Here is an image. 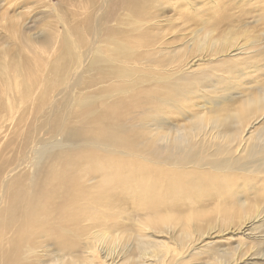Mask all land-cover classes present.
<instances>
[{
    "label": "rangeland",
    "instance_id": "rangeland-1",
    "mask_svg": "<svg viewBox=\"0 0 264 264\" xmlns=\"http://www.w3.org/2000/svg\"><path fill=\"white\" fill-rule=\"evenodd\" d=\"M97 25L94 47L102 53L90 52L83 84L74 85L72 76L84 65H77L76 45L98 39ZM40 97L43 107L32 110ZM86 99L95 104L82 107ZM188 99L190 108L176 112ZM252 102L258 104L248 110ZM116 124L120 137L113 135ZM58 138L73 150L70 162L36 167L35 147ZM176 143L212 158L236 144L237 158L258 150L256 165L264 162V0H0V261L35 264L19 257L23 250L13 252V223H4L9 196L32 185L39 208L58 209L50 218L59 220L45 228L34 222L20 234L36 240V256L45 254L46 261L81 264L79 235L66 223L79 206L60 209L59 189L101 192L105 168L116 167L112 192L98 198L112 206L109 219L94 193L103 213L88 211L94 225L87 236L108 264H134L135 235L146 214L179 219L153 231L179 249L180 259L168 264H264L260 180L229 197L202 179L169 200L178 203L173 209L155 199L159 187L171 188L168 194L182 185L160 154ZM240 208L248 218L259 215L253 226H238L245 218ZM225 210L228 215L219 213ZM78 220L91 225L83 215Z\"/></svg>",
    "mask_w": 264,
    "mask_h": 264
},
{
    "label": "bare ground",
    "instance_id": "bare-ground-1",
    "mask_svg": "<svg viewBox=\"0 0 264 264\" xmlns=\"http://www.w3.org/2000/svg\"><path fill=\"white\" fill-rule=\"evenodd\" d=\"M100 25L96 27V36L98 39H94L95 41L87 45H76V58H77V65L84 62L82 69H78V73L75 76H72V80L75 81L74 85L80 86L83 84L81 76L83 75L84 69L87 67L88 64V56L90 52H93L97 49V52L102 53L100 49V45L98 48H95V42L99 43V33L98 28ZM94 38V37H93ZM92 43V47H91ZM46 52V50H44ZM63 88L58 89L57 92L62 91ZM42 95V94H41ZM187 97V96H186ZM74 100L76 97L73 95ZM74 100L72 102H74ZM189 100V99H188ZM43 99L40 97L39 102L35 103L32 106V110L37 107L42 106ZM95 104L92 99H86L82 101V107H91ZM253 104H258L256 102L250 103L248 110H253L255 106ZM192 105V101H184L181 105L176 106V112H181L182 108H190ZM80 106V105H79ZM162 105L158 106L156 109H163L161 108ZM180 106V108H179ZM162 107H165L164 105ZM168 107V106H166ZM166 112L161 113L160 116L166 115ZM156 120V119H155ZM120 126L114 125L113 126V135L115 137H120ZM241 143L243 142L240 140ZM240 141L236 144H240ZM236 144L229 146L226 149V152H220L217 158L202 156L200 151L194 146L189 145L186 143H176L175 145L171 146L168 149H165L160 154L163 157H166L167 165L171 164L174 166L175 172L182 177V185L177 186L176 190H173L167 194V192L171 189L168 187H159L155 199L159 202H162L163 206L168 209H173L178 206L176 201H169L170 199H176L181 189L185 190H193L195 187H199L202 184V179L205 181H210L212 183V188L219 192L220 194L234 197L236 195L242 194L243 190L246 188L255 189V184L257 180L261 181V186L264 187V162L261 163L259 166L256 165L260 159H258V155L254 154L259 152L258 150H251L250 154L243 158H237L236 153L237 150ZM243 146V145H242ZM242 148V147H241ZM240 148V149H241ZM36 153L34 156L36 157V167H43L50 162H53L50 166L52 168L55 164L58 163H65L70 162L69 158L67 157L68 153L73 152L71 148L66 145L62 139L58 138L52 142H49L45 145L35 147ZM243 150V149H242ZM240 152V151H239ZM245 153V152H244ZM246 159V160H245ZM251 160V161H250ZM16 171L13 170L12 173ZM77 171L74 170H65V174L74 175L77 174ZM120 177V172L116 171V167L112 168H105V176L102 181L101 185V192L98 191L99 188L96 187L93 191H82L79 194H76L71 190L69 185H64L62 188L59 189L61 191L62 196L64 197V201L61 204L64 206L60 209L66 212H72L74 208L79 206L80 213H77L76 218L68 219L66 221L67 224L70 225V228L74 230L78 238V242L76 245L77 254L82 256L83 260L81 264H108L107 255H105V251H99L94 246V241L87 236L88 229L94 225L93 221L88 216V211L90 209H95L97 204L92 198V194L96 195V198H102L108 193L112 192V186L109 183L114 179ZM8 180H6L7 183ZM204 181V182H205ZM241 181L242 183H238ZM185 185V186H184ZM111 189H106V188ZM175 188V187H174ZM6 189V186H5ZM37 187L29 185V188H22L20 190L14 191L8 198V209H9V220L6 222H12L13 226V233L11 236V243L13 244L14 249L13 252L16 253L18 249L23 250L22 254H19V257L25 256L26 260H30L35 264H57L58 257H56L53 261H46L43 259L44 255H37V251L34 248V244L36 240L30 237L29 240H26V237L23 234V230L27 232L30 226L36 222V224L40 223L41 227H50L53 225L54 222H58L57 219L54 221L50 218L51 215L56 216L59 213L58 209H55L51 206H44L39 208L40 197L37 198L36 193ZM82 194V195H81ZM81 195V196H78ZM104 210L106 211V221L109 219L110 215L112 214V206L107 202H101ZM0 199V205L3 203ZM228 205H232V203L228 202ZM203 206H200V211ZM98 212H102V209L96 208ZM234 210V209H233ZM259 210V207H258ZM210 211V210H208ZM224 212L228 213V210L220 211L219 213ZM83 215L84 219L89 222L91 225H83L78 218ZM238 215H245V218L241 220L239 223V227L246 225V226H253L255 221L259 219V215L257 214L255 217L248 218L250 215L246 209H238ZM188 220H199L198 216H184ZM251 222V220H254ZM57 220V221H56ZM178 220L175 216H171L166 214L164 216H152L150 214H146V219L143 222V225L139 223V230L135 235V239L137 240V250L139 252V257H134V264H168L171 262H177L178 256L180 255L179 249L175 246V243H172V246L176 248H171L169 243H167L168 239H160L156 238L153 235V231L160 229V228H169L176 224H178ZM259 222H261L259 220ZM103 223V222H101ZM38 226V225H37ZM7 227V226H5ZM246 229L243 228L241 233ZM105 230V227H104ZM225 231V230H224ZM12 232V231H11ZM245 234V232H243ZM109 232L106 231V234L103 236L105 239L109 237ZM172 239V238H171ZM11 249V250H12ZM45 250V249H44ZM75 252V251H74ZM49 252H47L48 254ZM76 253V252H75ZM46 254V255H47ZM124 255V256H123ZM128 254H122V257H127ZM0 264H6L5 261H0ZM111 264H114L113 262ZM118 264V263H117ZM129 264V262H128Z\"/></svg>",
    "mask_w": 264,
    "mask_h": 264
}]
</instances>
